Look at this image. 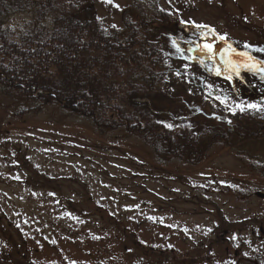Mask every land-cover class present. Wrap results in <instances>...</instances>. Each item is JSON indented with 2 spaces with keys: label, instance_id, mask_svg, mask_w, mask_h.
Instances as JSON below:
<instances>
[{
  "label": "rangeland",
  "instance_id": "374dc122",
  "mask_svg": "<svg viewBox=\"0 0 264 264\" xmlns=\"http://www.w3.org/2000/svg\"><path fill=\"white\" fill-rule=\"evenodd\" d=\"M62 1L92 3L109 33L144 18L168 37L219 43L238 55L235 66L257 67L219 61V75L207 74L226 108L192 101L207 71L196 64L164 85L235 130L193 164L159 156L124 129L102 131L0 90V264H264V111L259 119L236 111L264 106V0ZM34 22L30 9L6 26L19 33ZM177 105L176 115H188Z\"/></svg>",
  "mask_w": 264,
  "mask_h": 264
},
{
  "label": "trees",
  "instance_id": "16d2710c",
  "mask_svg": "<svg viewBox=\"0 0 264 264\" xmlns=\"http://www.w3.org/2000/svg\"><path fill=\"white\" fill-rule=\"evenodd\" d=\"M30 9L35 12L32 25L19 33L6 26L12 15ZM159 24L127 21L122 32L113 34L103 28L92 3L0 0L1 93L39 109L58 105L99 130L124 129L158 154L194 163L211 146L231 140L235 130L230 120L202 113L189 99H180L188 115H176L172 107L180 100L164 85L174 73L183 76V67L196 64L207 71L201 72L192 101L226 108L229 102L209 92L206 81L220 66L218 59L225 63L228 56L219 57L216 45L206 39L168 37L157 31ZM205 43L212 44L211 53L203 49ZM243 112L258 119L263 113Z\"/></svg>",
  "mask_w": 264,
  "mask_h": 264
},
{
  "label": "snow or ice",
  "instance_id": "6c2138e0",
  "mask_svg": "<svg viewBox=\"0 0 264 264\" xmlns=\"http://www.w3.org/2000/svg\"><path fill=\"white\" fill-rule=\"evenodd\" d=\"M118 7V5H117ZM225 37H221V39H224ZM175 43V42H173ZM197 47H200V45H197ZM203 49H206L209 53H211L213 51V46L212 44H209V43H205L203 45ZM249 59H251V57H249ZM225 63H227L230 67H233L235 68V65L231 62V61H225ZM245 67H252V68H256V64H252V65H245ZM259 71H262L264 72V68H260ZM217 72V75H219V69L216 70ZM230 78V77H229ZM238 107H240V110L241 111H244L245 107L246 108H249V109H255V110H259V111H264V106L262 105H259V104H255V103H251V104H247V105H238ZM167 127L171 128L172 125H167Z\"/></svg>",
  "mask_w": 264,
  "mask_h": 264
}]
</instances>
